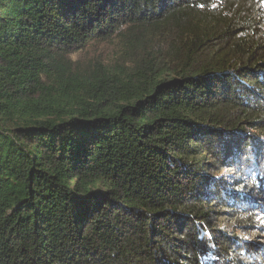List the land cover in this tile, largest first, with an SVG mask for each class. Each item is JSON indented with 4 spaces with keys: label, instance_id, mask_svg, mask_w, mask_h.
Segmentation results:
<instances>
[{
    "label": "trees",
    "instance_id": "16d2710c",
    "mask_svg": "<svg viewBox=\"0 0 264 264\" xmlns=\"http://www.w3.org/2000/svg\"><path fill=\"white\" fill-rule=\"evenodd\" d=\"M263 2L0 0V264H264Z\"/></svg>",
    "mask_w": 264,
    "mask_h": 264
},
{
    "label": "rangeland",
    "instance_id": "374dc122",
    "mask_svg": "<svg viewBox=\"0 0 264 264\" xmlns=\"http://www.w3.org/2000/svg\"><path fill=\"white\" fill-rule=\"evenodd\" d=\"M261 9L263 10L262 13L264 15V2L261 4ZM119 53V42L116 41H107V42H101V43H94L86 46L83 50L80 52L71 55L72 60H77L80 65L86 66L94 63H98L97 61H104V62H110L114 59V57ZM229 166H224L222 168H219L212 172L214 175H217L216 178H223L224 182H230V186H233L237 182V177L235 176V173L233 171H229ZM228 171V172H226ZM233 173V174H232ZM240 190V189H235ZM241 191L243 193L247 194H253V192L248 191L244 188H241ZM253 196V195H251ZM256 221L259 222L264 227V215H260L259 217H256ZM230 225V226H229ZM223 226L227 227L230 233L235 234H241L246 237V239H249L251 241H257L264 243V237L261 235H264V230H262V234L259 238H256L254 240L250 239L251 235L248 236L246 232L250 229L248 228H242L237 229L233 228L231 224H228V221L223 222ZM248 237V238H247Z\"/></svg>",
    "mask_w": 264,
    "mask_h": 264
}]
</instances>
